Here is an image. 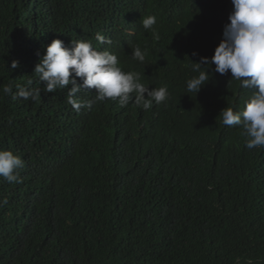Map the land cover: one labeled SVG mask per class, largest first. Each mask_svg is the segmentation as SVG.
Wrapping results in <instances>:
<instances>
[{
  "label": "trees",
  "instance_id": "16d2710c",
  "mask_svg": "<svg viewBox=\"0 0 264 264\" xmlns=\"http://www.w3.org/2000/svg\"><path fill=\"white\" fill-rule=\"evenodd\" d=\"M232 9V0H0V149L24 161L21 183L0 177V264H264V147L248 149L219 116L243 111L254 89L212 64L200 92L187 93L193 62L214 55ZM152 15L159 40L141 24ZM55 39H91L149 88L167 85L168 100L75 111L68 88L45 93L34 73ZM136 45L148 49L143 63ZM16 85L41 97L3 93Z\"/></svg>",
  "mask_w": 264,
  "mask_h": 264
},
{
  "label": "clouds",
  "instance_id": "9594fccd",
  "mask_svg": "<svg viewBox=\"0 0 264 264\" xmlns=\"http://www.w3.org/2000/svg\"><path fill=\"white\" fill-rule=\"evenodd\" d=\"M232 5L228 17L230 22L224 26L223 39L214 55L193 62L192 71L198 75L187 81V93L200 92L210 75L205 65L212 64L215 65L216 73L226 75L230 71L231 80L239 81L243 88L254 89L243 111L226 107L219 116L224 125H237L242 129L248 149L260 148L264 147V0H232ZM156 23L154 15L141 19L142 27L152 33L155 40H159V34L154 28ZM95 40L101 44H112L111 38L99 32ZM147 55V48L142 49L139 45L132 48L131 56L134 60L143 63ZM17 67L19 62L13 60L11 69ZM34 73L43 83L45 93L68 88V103L77 112L82 108L92 109L94 104L108 99L118 100L122 107L134 102L142 109L149 110L153 103H165L170 96L167 85L149 88V85L141 82V73L125 71L115 53L107 49L98 50L91 39L72 40L71 46H66L61 39L53 40L35 66ZM32 83V80L27 81L29 86ZM16 88L15 93L11 86H4L2 91L11 95L13 100L31 99L35 102L41 97L39 87L16 85ZM91 89H95L94 99L85 101L76 98L77 93ZM23 166L24 161L19 155L11 150L0 149V177L8 183L22 182L19 170Z\"/></svg>",
  "mask_w": 264,
  "mask_h": 264
}]
</instances>
